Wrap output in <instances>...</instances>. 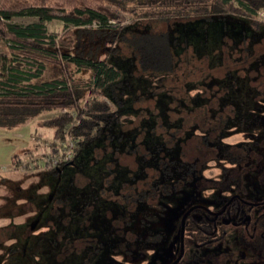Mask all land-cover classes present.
<instances>
[{"label":"trees","instance_id":"trees-1","mask_svg":"<svg viewBox=\"0 0 264 264\" xmlns=\"http://www.w3.org/2000/svg\"><path fill=\"white\" fill-rule=\"evenodd\" d=\"M261 10H264V0H0V39L6 42V54L0 57V128L14 129L54 112L39 124L52 130V140L75 142L70 159L55 166H43L55 173L71 163L83 145L120 119L117 108L123 104L126 85L120 79L118 45L130 49L139 73L171 69L166 32L130 33L129 23H124L125 16L131 18L130 22H166L234 14L247 18L249 26L259 30L263 21L257 20L256 12ZM22 16L37 20L26 25L9 22L13 17ZM49 21L61 22V30L49 29ZM261 95L248 96V109L210 106L209 115L201 116L199 121L192 118L198 133L186 141V155L141 168L147 179H154L137 182L135 187L129 182L119 189L117 213L113 216L106 213L107 217L126 219L134 215L133 223L126 219L124 229L139 230L140 240L147 241V245L140 242L131 252H126L123 264H150L149 242L156 237L157 225L164 218L162 209L169 208L166 203H152L155 197L181 199V207L175 209L179 215L183 205L204 197L222 201L227 192H240L238 184L244 183L245 178L248 189L260 197L264 189V99ZM237 135L239 139L228 140ZM210 167L215 171L207 176L205 171ZM234 171L236 178L230 177ZM93 198L91 203L98 201L96 196ZM109 204L113 207L115 203L109 201ZM79 206L83 211L90 205L84 201ZM207 218L199 213L188 219V229L196 232L189 234V241L209 244L213 226ZM106 234L111 237L114 233ZM160 240L157 248L163 247ZM247 246L248 251L249 247L254 248V262L264 263L261 234L253 240L248 238ZM159 251L163 249H158L156 256ZM202 252L206 254L204 264H215L209 249Z\"/></svg>","mask_w":264,"mask_h":264},{"label":"rangeland","instance_id":"rangeland-1","mask_svg":"<svg viewBox=\"0 0 264 264\" xmlns=\"http://www.w3.org/2000/svg\"><path fill=\"white\" fill-rule=\"evenodd\" d=\"M36 20L22 16L9 22L26 25ZM130 21L124 17L130 33L166 32L171 69L139 73L133 53L118 45L120 79L126 85L123 104L117 108L120 119L83 145L71 163L55 173L42 166L59 142L52 140L51 129L39 123L54 112L14 129L0 128V264L82 262L85 245L71 253L73 237L93 230L103 240L104 233L114 229L106 213H117L119 189L146 180L141 168L187 154L186 141L198 133L192 118L199 121L209 115L210 106L248 109V96L254 93H263L264 99V21L259 30L234 14ZM47 25L55 32L62 26L58 21ZM5 46L0 39V57L6 54ZM214 171L210 167L205 175ZM95 196L98 201L91 203ZM252 197L249 191L248 198ZM84 201L90 206L81 211L79 204ZM109 201L115 203L113 207ZM181 202L172 199V205L162 209L164 218L157 226L164 235L171 231ZM134 217L126 219L133 223ZM95 264L109 263L103 258Z\"/></svg>","mask_w":264,"mask_h":264},{"label":"flooded vegetation","instance_id":"flooded-vegetation-1","mask_svg":"<svg viewBox=\"0 0 264 264\" xmlns=\"http://www.w3.org/2000/svg\"><path fill=\"white\" fill-rule=\"evenodd\" d=\"M234 174H237V172L230 173V177ZM234 177L236 178L235 175ZM238 179L241 180L243 178ZM238 185L240 192H227L223 195L222 201H212L210 198L203 196L204 198L198 200V202H193L186 206L183 205L180 214H175L172 227L170 225V230L174 233L171 234V231H167L164 235L158 227V235L156 234V237L150 240L149 245L151 248L149 251L151 255L149 263L204 264L206 254L202 251L209 249L208 254L211 255L215 264H257L256 262L258 261L254 262V256H252L254 248L249 247L248 251L247 244L248 238L253 240L260 233L264 246V189L261 191L260 197H257L251 189H248V180L246 178L244 183H239ZM154 190H156L155 187ZM249 191L254 194V197L250 199L248 198ZM155 196L156 193H154ZM160 202L166 203L168 206L172 205L170 197H155L152 200V203L159 204ZM199 213L207 215V219L212 221L213 230L211 232L213 237L208 238L209 244L189 241V234L196 232L188 229V219L199 215ZM183 215L184 219L180 234V224ZM108 222L110 226L114 227L111 232H106L114 233L111 237L106 234L103 236V240L101 237L98 240L93 235V233L97 234L98 232L93 230H90L84 236L73 237L75 242L71 253L77 254L76 248L85 245V252L82 253L85 258L78 264H95L98 259L103 258L109 264H123L126 252H131L135 245L140 242L147 245V241L144 238L140 240L141 234L139 230L124 229L126 224L124 216L108 219ZM167 233L168 235H166ZM238 236H240V239H237ZM244 237H247L246 240H244ZM158 240H160L159 243L162 242L163 247L157 248ZM87 246L89 247L87 248ZM160 248L163 249V252L159 251V256H156L155 253ZM213 248H217V251H211ZM103 253L107 256L104 257ZM108 256L114 261L109 259Z\"/></svg>","mask_w":264,"mask_h":264},{"label":"built area","instance_id":"built-area-1","mask_svg":"<svg viewBox=\"0 0 264 264\" xmlns=\"http://www.w3.org/2000/svg\"><path fill=\"white\" fill-rule=\"evenodd\" d=\"M256 18L257 20L264 21V10L256 12ZM61 144V147H60ZM62 146H64V143H59L57 147L55 148V151L51 154L52 157L48 161H45L42 166L45 164H49L51 166L57 165L59 162L66 161L71 158L72 156V150L75 147V142L72 140H68V143L65 145L63 150L61 149ZM58 153V154H57Z\"/></svg>","mask_w":264,"mask_h":264},{"label":"water","instance_id":"water-1","mask_svg":"<svg viewBox=\"0 0 264 264\" xmlns=\"http://www.w3.org/2000/svg\"><path fill=\"white\" fill-rule=\"evenodd\" d=\"M184 215H185V214H184ZM184 215H183V216H182V218H181V224H180V234H181V231H182V223H183Z\"/></svg>","mask_w":264,"mask_h":264}]
</instances>
